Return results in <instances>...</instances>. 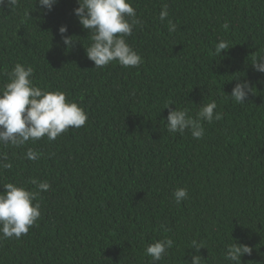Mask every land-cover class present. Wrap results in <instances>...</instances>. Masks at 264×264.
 Segmentation results:
<instances>
[{"label":"trees","instance_id":"obj_1","mask_svg":"<svg viewBox=\"0 0 264 264\" xmlns=\"http://www.w3.org/2000/svg\"><path fill=\"white\" fill-rule=\"evenodd\" d=\"M0 264H264V0H0Z\"/></svg>","mask_w":264,"mask_h":264}]
</instances>
